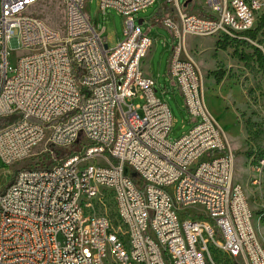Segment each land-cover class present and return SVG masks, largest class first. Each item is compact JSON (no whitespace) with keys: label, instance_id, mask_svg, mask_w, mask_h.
<instances>
[{"label":"built area","instance_id":"built-area-1","mask_svg":"<svg viewBox=\"0 0 264 264\" xmlns=\"http://www.w3.org/2000/svg\"><path fill=\"white\" fill-rule=\"evenodd\" d=\"M41 1L0 0V159L10 166L42 143H83L64 160L0 181V264H217L210 247L264 264L234 154L186 47L188 35L250 40L264 0H206V15L165 0L172 11L163 24L177 39L168 70L194 121L175 140L171 109L141 67L152 40L134 13L155 0H98V11L124 18L125 38L113 48L87 0H62V31L31 11ZM19 44L28 52L12 64ZM256 170L264 174V155ZM105 191L122 237L93 212Z\"/></svg>","mask_w":264,"mask_h":264},{"label":"rangeland","instance_id":"rangeland-1","mask_svg":"<svg viewBox=\"0 0 264 264\" xmlns=\"http://www.w3.org/2000/svg\"><path fill=\"white\" fill-rule=\"evenodd\" d=\"M188 1V11L206 15V0ZM86 8L99 30L105 26L104 36L110 48L125 38L124 18L116 10L109 8L106 14L98 11V0H87ZM31 11L52 28L63 30L65 12L62 0H42ZM171 11V4L165 0H155L146 9L135 12L134 18L142 32L152 40L141 67L145 75L154 79L158 96L171 109L173 127L169 139L175 140L188 132L194 121H191L184 107L180 90L168 74L171 48L177 39L163 24V17ZM263 14L264 9L258 15L256 26ZM140 19L143 20L141 24ZM186 47L200 69L206 104L223 129L234 154L235 182L242 186L253 213V226L264 239V225L260 223H264V174L256 170L259 159L264 155V72L256 50L260 49L264 55V28L257 32L255 39L240 41L219 34L188 35ZM27 52L28 49L19 44L10 56L12 64ZM79 141L73 147H54L42 143L33 149L30 157L10 166L0 159V181L11 182L17 171L23 168L53 165L56 160H64L79 152L83 143ZM50 148L55 160L46 158L49 155L46 149ZM104 196L102 201L95 203L93 212L107 216L113 225L112 231H117L122 237L124 227L113 197L108 191L104 192ZM210 253L217 264H244V259H235L215 247H210Z\"/></svg>","mask_w":264,"mask_h":264},{"label":"trees","instance_id":"trees-1","mask_svg":"<svg viewBox=\"0 0 264 264\" xmlns=\"http://www.w3.org/2000/svg\"><path fill=\"white\" fill-rule=\"evenodd\" d=\"M262 28H264V14L261 15L260 19H259V24L257 26H255L253 29L249 30L246 32V34L251 38V39H255L257 32L259 30H261ZM232 40H236V41H240L238 39H232ZM258 54H259V59L261 61V65L263 67V72H264V55L262 53V51L260 49H256ZM5 121L4 120H0V125H2ZM50 155H47L46 158H48ZM132 176L136 179V174L135 173H131Z\"/></svg>","mask_w":264,"mask_h":264},{"label":"water","instance_id":"water-1","mask_svg":"<svg viewBox=\"0 0 264 264\" xmlns=\"http://www.w3.org/2000/svg\"><path fill=\"white\" fill-rule=\"evenodd\" d=\"M188 2H189L188 0H185V1L183 2V8H184V9H186ZM142 22H143V20L140 19V20H139V24H141ZM125 172L127 173V172H128V169H125Z\"/></svg>","mask_w":264,"mask_h":264},{"label":"crops","instance_id":"crops-1","mask_svg":"<svg viewBox=\"0 0 264 264\" xmlns=\"http://www.w3.org/2000/svg\"><path fill=\"white\" fill-rule=\"evenodd\" d=\"M168 69H169V67H168ZM168 74H169V70H168ZM169 75H170V74H169ZM171 79H172V78H171ZM173 84H175L174 81H173ZM190 119H191V118H190ZM191 121H192V120H191Z\"/></svg>","mask_w":264,"mask_h":264},{"label":"bare ground","instance_id":"bare-ground-1","mask_svg":"<svg viewBox=\"0 0 264 264\" xmlns=\"http://www.w3.org/2000/svg\"><path fill=\"white\" fill-rule=\"evenodd\" d=\"M234 163H235V159H234Z\"/></svg>","mask_w":264,"mask_h":264}]
</instances>
